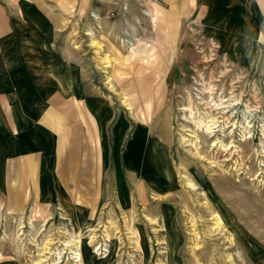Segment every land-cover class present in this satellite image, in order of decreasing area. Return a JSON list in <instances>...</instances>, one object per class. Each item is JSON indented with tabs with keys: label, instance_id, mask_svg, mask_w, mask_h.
<instances>
[{
	"label": "rangeland",
	"instance_id": "374dc122",
	"mask_svg": "<svg viewBox=\"0 0 264 264\" xmlns=\"http://www.w3.org/2000/svg\"><path fill=\"white\" fill-rule=\"evenodd\" d=\"M18 6V22L33 31L14 37L44 40L41 62H61L69 78L78 77L84 106L101 109L90 124L85 112L84 133L93 143L85 150L96 157L103 141L106 153L104 163L97 157L99 166L85 170L89 176L73 178L83 184L69 185L77 199L72 210L28 202L9 208L0 198V264H73L76 246L66 242L78 238L91 264H231L228 253L232 264H264V14L249 7L221 15L207 0H21ZM239 13L248 21L226 15ZM116 125L124 127L121 150L109 139ZM137 143L161 180L153 155L167 160L169 183L157 186L149 170L142 177L140 163L125 160ZM114 154L124 164L119 170ZM210 213L222 218L221 232H208ZM233 238L239 244H230Z\"/></svg>",
	"mask_w": 264,
	"mask_h": 264
},
{
	"label": "crops",
	"instance_id": "0c3cea01",
	"mask_svg": "<svg viewBox=\"0 0 264 264\" xmlns=\"http://www.w3.org/2000/svg\"><path fill=\"white\" fill-rule=\"evenodd\" d=\"M19 1L0 0V198L9 208L28 202L33 207L53 203L72 210L77 199L70 194L69 185L83 184L78 178L89 176L85 170L99 166L98 156L85 150V145L93 144L84 133L85 112L90 124L93 114L98 116L101 109L94 104L84 106L78 77L69 78L61 62H41L46 58L38 54L47 46L44 40L14 37L17 32L33 31L30 23L18 22L22 12ZM260 1L207 0V8L223 15L225 8L252 7L256 14H264ZM226 15L237 23L248 21L243 13ZM123 128L116 125L108 130L109 139L118 147ZM128 158L126 155L125 160ZM112 160L119 170L120 154L118 159L114 154ZM93 261L87 252L85 264Z\"/></svg>",
	"mask_w": 264,
	"mask_h": 264
},
{
	"label": "bare ground",
	"instance_id": "6f19581e",
	"mask_svg": "<svg viewBox=\"0 0 264 264\" xmlns=\"http://www.w3.org/2000/svg\"><path fill=\"white\" fill-rule=\"evenodd\" d=\"M95 15V14H94ZM89 35H93V32H92V30L91 31H88L87 32ZM123 39V38H122ZM92 44L93 45H97V42L95 41V40H92ZM127 44H128V46H132L133 45V42H132V40H127ZM106 55V54H105ZM105 62H106V65L108 66L109 65V63L111 62V59L109 58H106V56H105V60H104ZM110 83V82H109ZM110 87H111V89H113V85H111L110 84ZM122 102H123V104L128 108V109H130L131 110V107H130V104L126 101V100H122ZM209 129H210V127H208ZM139 140V139H138ZM139 143H137V145H135V146H130V149H129V153L127 154V156L128 157H132V163H136V164H139V169H140V172H141V176L142 177H145L144 175H146L147 173V170H149V167H156V165H149L148 164V162H149V160H147L151 155L149 154V153H145V155L144 154H142L141 152H140V150H141V148L139 149ZM104 153H106V150H105V148H104V143H103V141H101V142H99V147H98V153H97V156H98V158L100 159V161L101 162H103L104 161ZM113 154V153H112ZM150 155V156H149ZM159 153H156L155 155H153V159H154V161H158V170H159V168H161L162 169V171H163V175L165 176V178H164V176L162 177V180L160 179L161 178V175L159 174V172H156V171H154V172H152V171H148V174H149V172L151 173V175H152V177L154 178V180H157V181H155V184L157 185V186H161L162 184H163V182H168L169 183V179H170V176H171V174H170V168L168 167V163H167V160H161L160 158H158L159 157ZM151 161V160H150ZM104 163V162H103ZM147 168V169H146ZM148 177L149 178H151V176H149L148 175ZM188 187L189 188H191V189H195V187L191 184V182H188ZM151 189V188H150ZM203 193V195L204 196H206L205 198H207V192H202ZM199 195H201L200 193H198ZM203 196V197H204ZM209 200V199H208ZM205 204V206H202L201 208H202V214H203V212L204 213H206L207 214V202H205L204 203ZM210 206V205H209ZM214 213V212H213ZM213 213H210V215H212L213 217L211 218V219H214V221H213V225L212 226H209L210 227V230H208V232L210 233V234H212V233H215V232H221V230H222V226H223V223H222V218L218 215V214H213ZM225 213V212H224ZM223 213V214H224ZM227 213V212H226ZM207 222V220H204V222ZM195 224V223H194ZM193 225V224H192ZM207 225V224H206ZM205 225V226H206ZM233 226V225H232ZM234 227V226H233ZM232 227V228H233ZM232 228H230L231 229V231H233L232 230ZM235 228V227H234ZM206 229H207V227H206ZM226 229V228H225ZM224 229V230H225ZM131 233H132V231H131ZM134 234V233H133ZM137 235H139V234H137ZM196 235V234H195ZM198 235V234H197ZM196 235V236H197ZM221 235V234H220ZM233 235H237V234H235V233H233ZM232 235V236H233ZM69 236V235H68ZM238 236V235H237ZM76 237H79V236H76ZM92 237V236H91ZM241 237H243V239H241L242 241L244 240V239H246L247 238V236L244 234H242L241 235ZM137 238V237H136ZM196 238V237H195ZM216 238H218V237H216ZM213 239V238H212ZM196 240V239H195ZM233 241H234V243H235V245L236 244H239V241L237 240V239H235V238H233V239H231L230 240V244H233ZM252 240L250 239V238H247V240H245V246L247 247V245L249 246V247H252V242H251ZM136 242V247H137V249H140V251H142V253H143V255L145 254V249L143 248V246H142V243H141V240L139 239L138 241H135ZM69 243H74L75 244V246H76V248H74V249H72V248H70V250H71V255H72V258L74 259V262L75 263H73V264H85V262H84V257H86V256H84V254H83V252H82V247L80 246V243H81V239H77V240H75L74 239V241L73 240H67V242H66V244H69ZM64 244H65V242H64ZM70 244V245H71ZM73 245V244H72ZM246 249H248V248H246ZM249 251H250V253H249V255L250 254H252V249H248ZM61 251V250H60ZM254 253V252H253ZM230 253H228L227 254V257L228 258H230V261H228V262H230L231 264L233 263V260H232V258H231V255H229ZM60 255V254H59ZM253 255V254H252ZM58 257V256H57ZM227 258V259H228ZM196 259V261L198 260V258H195ZM254 259V258H253ZM225 260V259H224ZM195 261V260H194ZM217 261V263L218 264H221V262H223L222 260H220V259H218V260H216ZM226 261V260H225ZM39 263V262H38ZM57 263V262H56ZM253 264V263H252Z\"/></svg>",
	"mask_w": 264,
	"mask_h": 264
}]
</instances>
